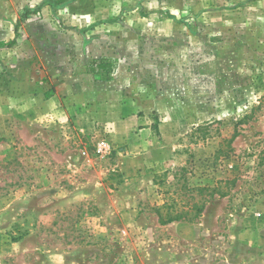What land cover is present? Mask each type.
Returning <instances> with one entry per match:
<instances>
[{"label": "rangeland", "instance_id": "rangeland-1", "mask_svg": "<svg viewBox=\"0 0 264 264\" xmlns=\"http://www.w3.org/2000/svg\"><path fill=\"white\" fill-rule=\"evenodd\" d=\"M13 40L0 264H264V0H0Z\"/></svg>", "mask_w": 264, "mask_h": 264}, {"label": "trees", "instance_id": "trees-1", "mask_svg": "<svg viewBox=\"0 0 264 264\" xmlns=\"http://www.w3.org/2000/svg\"><path fill=\"white\" fill-rule=\"evenodd\" d=\"M34 11L30 10V9H25L22 17L20 18L19 22H23L25 20H27L29 18V16L33 13ZM16 34L18 35V30L16 31ZM16 44V40L13 41H9V42H4L1 41L0 42V50L3 48H11ZM88 70L89 73L93 75V77L97 80V81H109L111 80L114 72H115V64L114 62H112L111 60L108 59H96L93 60L92 62H90L88 64ZM250 81L249 79H247V77H244L241 79V86L238 87L235 92H236V98L238 101H242L244 99V93H243V89L242 87L246 86V83ZM250 115H245L243 116V118L240 120V123H243L245 119L250 118ZM238 132H235V134L233 135L232 140L238 136ZM231 140V141H232ZM230 156V154H228L226 152L225 154V158H228ZM214 192H217V190H214ZM228 192H222L220 194L221 197H225L227 196ZM202 209H199V212H201ZM159 221H161L162 224H168V223H172L175 221H178L181 219L180 216L177 217H168L167 219H164L162 217V215L159 214Z\"/></svg>", "mask_w": 264, "mask_h": 264}, {"label": "built area", "instance_id": "built-area-1", "mask_svg": "<svg viewBox=\"0 0 264 264\" xmlns=\"http://www.w3.org/2000/svg\"><path fill=\"white\" fill-rule=\"evenodd\" d=\"M98 154L105 156L110 152L109 143L106 140H100L97 145Z\"/></svg>", "mask_w": 264, "mask_h": 264}]
</instances>
